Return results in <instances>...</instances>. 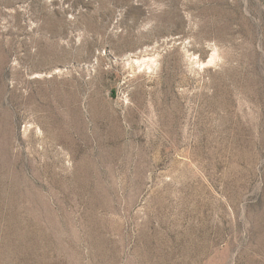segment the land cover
<instances>
[{"label":"rangeland","instance_id":"obj_1","mask_svg":"<svg viewBox=\"0 0 264 264\" xmlns=\"http://www.w3.org/2000/svg\"><path fill=\"white\" fill-rule=\"evenodd\" d=\"M0 264H264V0H0Z\"/></svg>","mask_w":264,"mask_h":264}]
</instances>
